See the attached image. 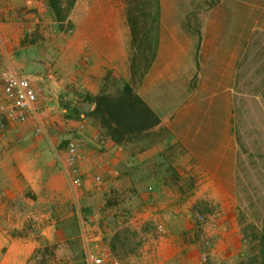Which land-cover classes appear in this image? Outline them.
<instances>
[{"label":"crops","instance_id":"crops-1","mask_svg":"<svg viewBox=\"0 0 264 264\" xmlns=\"http://www.w3.org/2000/svg\"><path fill=\"white\" fill-rule=\"evenodd\" d=\"M48 14L46 0H0V101L5 68H17L30 77L37 104L46 110V130L39 134L31 120L10 121L0 110V264H37L36 254L52 244L57 255L48 264H74L76 242L84 249L70 185L57 163L72 137L85 153L77 163L80 202L91 218L90 248L110 251L122 264H239L241 225L233 209L218 211L212 203L206 217L214 226L198 223V194L189 203L181 182L169 181L156 145L127 151L84 113L70 115L72 104L83 105L78 93L99 92L108 63L96 60L98 44L88 38L32 40L38 29L51 27ZM103 27L105 41H112V26L103 21ZM55 39L56 54L40 50L41 42Z\"/></svg>","mask_w":264,"mask_h":264},{"label":"rangeland","instance_id":"rangeland-1","mask_svg":"<svg viewBox=\"0 0 264 264\" xmlns=\"http://www.w3.org/2000/svg\"><path fill=\"white\" fill-rule=\"evenodd\" d=\"M147 1L138 7V0H74L61 21L47 5L51 27L32 40L97 42L96 60L108 63L100 90L113 93L114 79L129 81L159 116L157 125L119 145L132 152L156 145L169 181L181 182L189 203L198 194L196 211L207 216L212 203L234 210L238 263L264 264V0ZM103 21L112 26V41L104 39ZM57 41L41 42L40 50L56 54ZM80 244L74 264H84ZM56 245L44 264L56 259Z\"/></svg>","mask_w":264,"mask_h":264},{"label":"built area","instance_id":"built-area-1","mask_svg":"<svg viewBox=\"0 0 264 264\" xmlns=\"http://www.w3.org/2000/svg\"><path fill=\"white\" fill-rule=\"evenodd\" d=\"M4 97L0 101V110L10 121L23 122L31 120L33 133L39 134L46 130L44 117L45 108L37 104V89L30 77L17 68L6 67L2 74ZM85 156L81 141L77 137L70 138L63 150V155L57 156L58 166L65 173L72 192L73 204L80 223L81 237L84 244L85 264H122L108 250L96 251L89 247L88 225L91 218L81 209V194L83 190V176L77 161ZM113 173L116 175L117 170ZM96 184L101 183V177L95 176ZM194 218L198 223H207L214 226L215 222L202 213L195 211ZM205 249L210 246V239L203 241ZM208 255L207 250L202 253L203 259Z\"/></svg>","mask_w":264,"mask_h":264},{"label":"trees","instance_id":"trees-1","mask_svg":"<svg viewBox=\"0 0 264 264\" xmlns=\"http://www.w3.org/2000/svg\"><path fill=\"white\" fill-rule=\"evenodd\" d=\"M138 1V7H146L148 3L147 0ZM73 2L74 0H46V4L53 11L58 21L67 16ZM130 9V7L127 8V18L133 34L136 35ZM142 38L144 37L142 36ZM141 43H143V39L138 42L140 45ZM114 81L118 86H116V91L113 93L102 90H99L96 94L78 93L77 99L83 105L78 108L72 104L70 115L78 116L80 112L84 113V116L92 120L94 124L97 122L98 125L105 128L106 134L114 143L121 144L129 137L157 125L159 116L141 96L134 92L129 81H121L119 79H114ZM120 82L121 84H119ZM191 185V182H187V188L191 189ZM180 192L182 194L186 193L184 187L180 186ZM47 250L48 247H43L36 254L37 264H44V256L48 253ZM241 264H246V262L242 261Z\"/></svg>","mask_w":264,"mask_h":264}]
</instances>
